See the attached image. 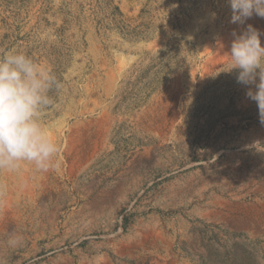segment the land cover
Wrapping results in <instances>:
<instances>
[{
  "label": "rangeland",
  "instance_id": "rangeland-1",
  "mask_svg": "<svg viewBox=\"0 0 264 264\" xmlns=\"http://www.w3.org/2000/svg\"><path fill=\"white\" fill-rule=\"evenodd\" d=\"M230 18L227 0H0V56L62 85L40 116L59 169L0 170L9 264H264V124L224 71L264 18Z\"/></svg>",
  "mask_w": 264,
  "mask_h": 264
},
{
  "label": "clouds",
  "instance_id": "clouds-1",
  "mask_svg": "<svg viewBox=\"0 0 264 264\" xmlns=\"http://www.w3.org/2000/svg\"><path fill=\"white\" fill-rule=\"evenodd\" d=\"M230 22L243 25L249 18H264V0H227ZM228 68L237 70V82L250 86L246 96L257 105L264 124V43L261 33L251 24L233 32ZM62 87L55 73L26 53L10 50L0 56V170L16 173L29 164L39 172L58 170L60 145L41 119L44 108L52 103L50 93ZM18 232L8 234L5 246L15 250L24 245ZM0 264L9 258L0 254Z\"/></svg>",
  "mask_w": 264,
  "mask_h": 264
},
{
  "label": "bare ground",
  "instance_id": "bare-ground-1",
  "mask_svg": "<svg viewBox=\"0 0 264 264\" xmlns=\"http://www.w3.org/2000/svg\"><path fill=\"white\" fill-rule=\"evenodd\" d=\"M223 189V188H222ZM218 200H219V196L217 195V196H215L214 197V199L212 200V202H211V204L212 203H214V202H218ZM247 205V204H246ZM249 205V204H248ZM251 206V205H250ZM241 220L243 221L242 223H240V224H243L244 226H246V228H251V221L250 220H248V219H244V218H241ZM240 224H238V223H236V226H237V228H238V230H240L241 228L240 227H238V226H240Z\"/></svg>",
  "mask_w": 264,
  "mask_h": 264
}]
</instances>
